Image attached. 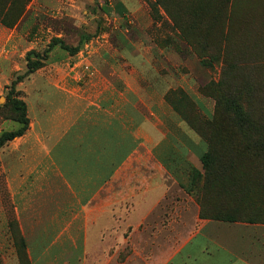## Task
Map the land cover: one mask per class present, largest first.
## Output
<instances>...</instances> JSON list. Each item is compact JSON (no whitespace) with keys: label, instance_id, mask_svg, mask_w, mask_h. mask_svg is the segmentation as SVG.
<instances>
[{"label":"rangeland","instance_id":"1","mask_svg":"<svg viewBox=\"0 0 264 264\" xmlns=\"http://www.w3.org/2000/svg\"><path fill=\"white\" fill-rule=\"evenodd\" d=\"M29 1L11 0L6 21L23 13ZM118 1L126 7L121 16L113 11ZM45 5L37 20L78 51L70 55L56 46L49 53L56 63L49 64L48 55L34 73L55 75L61 84L81 90L94 73L103 86L118 90L121 84L139 97L136 107L146 123L144 147L137 153H145L146 162L141 175L129 179L128 205L142 202L138 214L160 222L189 215L200 203L215 214L219 208L224 217L264 221V66L255 70L249 50L234 43L232 0H46ZM25 54H15L0 71V134L18 127L2 106L12 80L26 70ZM27 79L14 85L18 99L30 89ZM168 90L176 92V100L178 91L184 93L191 104L174 110ZM221 94L237 98L242 108L237 119L229 100L218 105ZM208 152L216 160L215 172L205 182L202 157ZM149 154L161 167L147 160ZM135 186L144 191L131 194ZM0 205L15 242L21 233L7 194L0 195ZM133 217L136 210L130 208V231ZM15 247V257H0V264H31L25 250Z\"/></svg>","mask_w":264,"mask_h":264},{"label":"crops","instance_id":"2","mask_svg":"<svg viewBox=\"0 0 264 264\" xmlns=\"http://www.w3.org/2000/svg\"><path fill=\"white\" fill-rule=\"evenodd\" d=\"M232 3L234 43L249 50L256 70L264 66V0ZM45 4L30 0L18 20L4 22L11 0H0V71L15 54L23 57L53 37L37 20ZM89 76L81 90L55 75L31 74L24 97L29 127L0 149V195L7 194L31 264H264V221L200 218L195 205L189 215L160 222L138 214L142 202L128 205L129 179L146 162L137 153L146 123L139 97ZM147 160L161 167L154 155ZM139 188L131 194L144 191ZM3 208L0 257L10 258L16 247ZM130 208L136 210L131 231Z\"/></svg>","mask_w":264,"mask_h":264},{"label":"trees","instance_id":"3","mask_svg":"<svg viewBox=\"0 0 264 264\" xmlns=\"http://www.w3.org/2000/svg\"><path fill=\"white\" fill-rule=\"evenodd\" d=\"M114 8H115V11L120 15H122L123 13L126 12V8L121 2H116L114 5ZM9 10H10V7H9ZM8 11L6 12V15L8 14ZM21 13H22V11L19 12V15H17V16L13 15L12 21L18 20ZM6 15L4 17V22H7L6 21ZM56 46H59V48L61 50H65V51L69 52L70 55H72L78 51L77 48L72 49L69 46L65 45L59 38L52 37L51 40L46 45V47L41 52L34 51L35 49H32V50H29L25 54L26 70L23 74L18 75L14 80H12L11 88L9 89V92L6 96L7 100L2 106V108H8L10 110L11 115H9L8 119L17 123L18 127L14 130L3 131L0 134V149L2 147H4L6 144H8L10 141H12L13 139L24 135L25 132L27 131L28 127H29V119L27 117L26 103L24 100L18 99L16 97V94H15L16 91L14 89V85L19 83V82H22L25 78H28L31 74H33L35 71H37L39 68H41L43 66V63L45 62L44 60L45 59L47 60V56L49 55V53L54 48H56ZM31 57H33V59ZM178 94H179V97L176 100V97H175L176 92L171 93V95L174 98V110H176V111H178L180 103L183 104L184 107L191 104V100L188 99V97L184 93L180 94L178 91ZM218 97L220 98L217 100L218 105L221 102L220 101L221 99L223 101H224V99L229 100L227 102L232 103L234 120L237 119L236 114L239 112H242V108L240 106V103H238L237 98H235V96H233L234 98L230 99L228 97L223 96L222 94ZM210 148H211V146H209V149ZM211 155L212 154L210 152H208V153H205L202 157V163L204 164V166L206 167V170H207L206 176H205L206 177L205 182H209L212 179L211 176L215 172V169H213L211 166L216 160L213 157H211ZM196 173H197L196 170H194L193 180L195 179ZM219 205H221V204H218V207H219ZM221 214L222 213H221L219 208L217 209V212L215 214V213H212L207 207L205 208L202 203L199 204V217L200 218H210V219L223 220V221L238 220L237 217H233V216L232 217H227V216L224 217ZM15 243L17 244V247H19V249H21L22 251L25 250L24 240L21 237H19L17 240H15Z\"/></svg>","mask_w":264,"mask_h":264}]
</instances>
